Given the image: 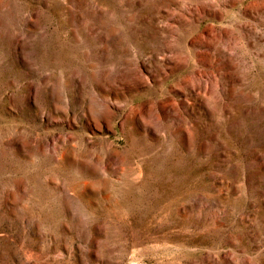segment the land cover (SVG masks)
I'll return each mask as SVG.
<instances>
[{"label":"rangeland","instance_id":"1","mask_svg":"<svg viewBox=\"0 0 264 264\" xmlns=\"http://www.w3.org/2000/svg\"><path fill=\"white\" fill-rule=\"evenodd\" d=\"M0 264H264V0H0Z\"/></svg>","mask_w":264,"mask_h":264}]
</instances>
